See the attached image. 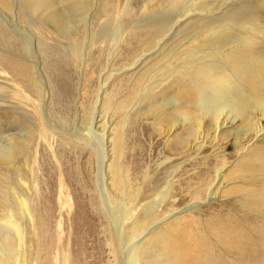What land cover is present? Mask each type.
Here are the masks:
<instances>
[{
	"label": "rangeland",
	"instance_id": "1",
	"mask_svg": "<svg viewBox=\"0 0 264 264\" xmlns=\"http://www.w3.org/2000/svg\"><path fill=\"white\" fill-rule=\"evenodd\" d=\"M160 3L0 0V148L11 138L30 182L18 188L25 213L12 222L17 230L0 264H126L140 241L138 264H251L245 238L264 220V131L241 144L248 124L238 120L214 142L194 141L192 133L213 122L190 95L198 67L184 63L188 46L210 30L218 34L208 41L223 43L250 37L252 28L263 44L264 0H192L170 10ZM148 16L167 22L152 43L139 27ZM211 65L208 76H220L224 66ZM1 162L0 218L12 178ZM120 173L129 216L116 235ZM167 184L149 228L164 221L145 235L151 192Z\"/></svg>",
	"mask_w": 264,
	"mask_h": 264
},
{
	"label": "bare ground",
	"instance_id": "2",
	"mask_svg": "<svg viewBox=\"0 0 264 264\" xmlns=\"http://www.w3.org/2000/svg\"><path fill=\"white\" fill-rule=\"evenodd\" d=\"M186 1L192 2V0H161L160 4L162 6H166V8H169V10L179 9L181 8V5L186 4ZM207 2L208 1H203L201 3L202 5H204ZM166 8H164V10ZM187 11H189V9ZM186 13L187 12H184V14ZM182 14H178L177 16H180ZM239 20L241 19L237 17L236 21ZM170 23L169 25H171ZM141 24L142 26L139 27L142 28V30L144 29L146 31L145 40L147 39L149 43H152V41L154 40L158 41L161 38V35L164 32L166 33L167 22L165 19L153 22L148 16V18H143ZM248 30H250V37L242 36L241 40H237L235 39V37H233L230 38L227 42H224L225 40L223 39V43H221L222 41L219 42L220 37H218L216 40L213 39L210 41H208L207 39L210 38L209 36H217L218 31L212 33V30H210L209 32L200 33L197 37V39H200V43L198 45L192 44L186 49L187 56H189L190 58L188 57L189 59L185 60L186 62L184 63V65L186 64L188 66L198 67L197 70H194L192 72V81L194 82V86L192 87L193 91L192 93H190V95H194V98L197 100V105L195 108L200 114V117L202 119H204L205 117H209L210 122H213L212 124L207 123L206 130L202 131H200V123L197 122V126L200 132L198 133L194 131L192 133V135H194V141H202V143H204L207 142V140L211 139V141L214 142V140L218 138V133L222 126L238 120L246 121V124H248V128L244 132L238 134L239 137L242 136L240 137V139L238 138L237 141L241 144H248L251 141L253 142V140H256L264 131V75L262 76V73H264V43L262 44L255 41L256 37L261 36L255 30H253L252 28H249ZM225 36L228 35H224V37ZM143 46H145V44H143ZM237 46H239L240 48L237 49ZM226 49L227 53H224L226 52ZM204 51H208L209 53H204ZM139 57L142 56L139 55ZM214 61H216L217 64L224 66V70L220 72L221 79H219V75L213 79L208 76L211 72H213L211 64H213ZM92 118V124L96 123L95 113L93 114ZM89 131H91V129ZM16 137H18V139L22 138V136ZM5 142H7V144L4 147L0 148V160L6 166L5 168L10 172L12 178L10 177L11 179L9 180L8 185L5 184L6 187H10L8 190L9 197L6 196V199H8L9 202L6 205L7 214L4 217L0 218L1 262H3V256L5 257L7 255L4 249V244L8 243L12 239V233L16 229L17 224H14V226H12V222L13 220L15 221L16 216L20 217V219L21 217H23V209L26 203V199L22 193L23 191L18 190V188L20 187L19 189H21V187H29L30 185V182H28L27 175L25 173V168L20 164H15L16 162L20 161H18V159L16 161V156H14V148L11 143V138L7 137ZM99 164L100 167H102L103 157H101ZM122 176L123 175L120 173L122 187L115 193V196L121 199V207H119L121 209V219L115 230L116 235L119 234L124 221L129 216V210L126 209L125 206H123L126 203L127 194L125 191L126 188L124 186L125 183ZM215 176L217 177L218 174H216ZM98 181V187H100L103 192V181L100 178ZM170 189V185L167 184L165 187H155V192H151L153 193L154 198L146 204V216L143 222V229L146 232L145 235L153 232V230L164 221V219L159 220L152 226V229L149 228V224L152 221L153 216L155 214H158V212L155 213L156 208H158L160 204L167 198L169 191H171ZM106 199L107 197H104V201ZM105 203H107V201ZM172 205H176V202L173 201ZM196 205L197 202H193L188 207H186V209L195 208ZM234 227L232 226L235 231H238V235L243 234V229H238V227L240 228V226H237V228ZM184 237L188 240L189 243H191L192 241H196V238L192 235V233L188 235V232H185ZM245 239L252 241V256H250L251 264H264V220L261 224L258 225V228L255 231L254 235H247ZM140 245L141 241L132 245L126 252L124 258V260H126V264H138V251ZM190 246L195 247L197 245L195 244V242H193V246ZM140 249L142 253H145L148 250L146 244H142V247ZM184 254L186 256V252H184ZM151 259L152 258L150 257V255L144 258V260H147V262H149Z\"/></svg>",
	"mask_w": 264,
	"mask_h": 264
}]
</instances>
